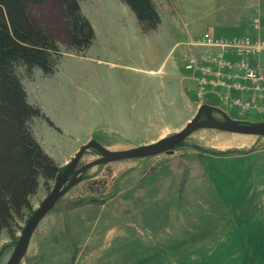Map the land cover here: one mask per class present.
<instances>
[{
  "label": "rangeland",
  "instance_id": "obj_1",
  "mask_svg": "<svg viewBox=\"0 0 264 264\" xmlns=\"http://www.w3.org/2000/svg\"><path fill=\"white\" fill-rule=\"evenodd\" d=\"M73 1L46 0L28 3L27 8L36 26L61 51L56 68H61L60 78L80 80V85L70 86L78 97V112L94 113L83 115L80 127L95 131L100 126L95 114L102 98L113 102L119 82L132 76H144L158 85L161 80L178 84L183 74L192 85L185 58L198 47L195 41L204 33L248 40L250 44L231 49L226 57L234 63L244 61L263 77L257 83L240 76L235 79L236 87L219 84L214 93L201 98L203 103L218 106L233 118L264 121V45L258 48L264 43V0H153L161 22L148 33L142 32L122 0H77L94 31L92 44L83 51L70 43ZM215 49L219 53L220 47ZM17 70L23 81L34 73L33 69L29 75L23 65ZM194 82L191 91L186 86L190 97L185 108L182 103L178 110L153 108L149 132L148 117L141 118L146 134L151 138L169 135L194 116L201 102ZM214 116L222 119L220 112ZM113 121L118 122L109 118L105 129L113 130ZM100 131L90 139L105 147L114 143L109 136H98ZM180 144L174 147V155L118 159L87 169L37 225L19 264H255V254L242 240L251 230L240 228L245 224H234L228 211L231 206L241 210L246 203L217 196L202 157L215 150L227 152L223 155L264 150V135L201 127ZM61 154L63 170L73 154L67 156L64 150ZM97 157V151L86 150L79 164ZM54 182L46 184L41 179L30 195L31 210H24L10 228L0 229V264L7 263L26 221ZM65 210L69 213L63 224L64 219L55 213ZM94 253L97 260H89Z\"/></svg>",
  "mask_w": 264,
  "mask_h": 264
},
{
  "label": "crops",
  "instance_id": "obj_2",
  "mask_svg": "<svg viewBox=\"0 0 264 264\" xmlns=\"http://www.w3.org/2000/svg\"><path fill=\"white\" fill-rule=\"evenodd\" d=\"M122 9L127 10L124 7ZM60 71L61 68L52 74H45L39 68H34L32 78L22 80L28 100L39 105L44 114L54 123L51 125L44 118H34L32 129L42 148L57 161L58 165L63 162L62 150L67 156L74 155L73 152H76L99 130H101V135L98 136L113 138V144H106V147L111 149L145 144L166 136L163 134L151 138L149 133L146 134L145 119L141 120V118L148 117L147 131L149 132L150 111L157 108L166 112L168 108L175 109V107L178 110L181 109V103L185 108L188 97H190L186 92V86L191 88L190 91L195 86L193 77L190 78L193 84L189 85L187 76L183 74L178 84L170 80L167 82L161 80L158 85L144 76H132L129 80L119 82L117 93L111 97L113 102L102 98L104 102L99 103L95 114L99 118L98 125L100 126L93 131L80 127V122L83 115L93 116L94 113L87 111L79 113L76 107L78 97L72 94L73 91L70 89L71 85H80V80L60 78ZM109 118H117L118 122L113 121V130L105 129ZM71 139L78 142L73 144L74 141L72 142ZM71 150H73L72 153ZM254 151H237L229 155L210 152L202 157V165L215 183L216 194L219 198L230 200L238 198L233 201L246 203L241 210L232 206L228 207L230 218L236 221L234 224H245L244 227H240L241 229L251 230V233L247 232L242 240L245 239L244 244L248 251L255 254L257 258L255 264H264V150ZM175 152L176 150L173 153ZM173 153L170 155H174ZM52 210L53 208L46 215ZM68 213L69 211L65 210L60 214L56 212L55 215L64 219L63 224H65ZM124 253L128 255L127 252ZM96 256L97 253L92 254L89 260L96 261Z\"/></svg>",
  "mask_w": 264,
  "mask_h": 264
},
{
  "label": "trees",
  "instance_id": "obj_3",
  "mask_svg": "<svg viewBox=\"0 0 264 264\" xmlns=\"http://www.w3.org/2000/svg\"><path fill=\"white\" fill-rule=\"evenodd\" d=\"M45 1L0 0V229L10 228L17 216L31 210L30 195L41 179L47 184L62 170L42 148L32 129L34 118L54 123L39 105L28 100L17 70L23 65L29 75L34 68L51 74L57 68L61 51L56 41L36 26L27 8L28 3ZM122 1L135 14L142 32L155 30L160 24L161 16L153 0ZM70 8L73 17L70 43L83 51L92 44L94 31L79 11L77 0Z\"/></svg>",
  "mask_w": 264,
  "mask_h": 264
},
{
  "label": "water",
  "instance_id": "obj_4",
  "mask_svg": "<svg viewBox=\"0 0 264 264\" xmlns=\"http://www.w3.org/2000/svg\"><path fill=\"white\" fill-rule=\"evenodd\" d=\"M214 112H220L222 119L216 118ZM201 127L255 136L264 135V121L251 122L233 118L218 106L202 103L198 106L194 116L190 118L182 128L149 143L121 149H110L95 139H89L77 149L71 160L66 164L63 170L58 173L52 189L26 221L6 264H19L39 222L53 208L57 200L63 194L82 180L83 173L87 169L112 160L139 158L163 152L171 154L174 152V147L179 145L190 132ZM89 149L97 151L99 157L86 163L79 164L82 155Z\"/></svg>",
  "mask_w": 264,
  "mask_h": 264
},
{
  "label": "built area",
  "instance_id": "obj_5",
  "mask_svg": "<svg viewBox=\"0 0 264 264\" xmlns=\"http://www.w3.org/2000/svg\"><path fill=\"white\" fill-rule=\"evenodd\" d=\"M257 21L258 18L255 19L256 25H258ZM195 43L198 47L186 56L184 67L191 72L196 81L197 95L201 100L200 104L203 103L204 96L216 91L215 88L219 84L236 87L238 85L235 79L240 76L257 83L262 79L261 73L248 66L244 61L234 63L226 57L231 49H242L244 45L250 44L248 40L230 35L214 37L209 33H204ZM263 45L264 43L259 44L258 48ZM216 46L220 47L219 53L216 52L218 51L215 49Z\"/></svg>",
  "mask_w": 264,
  "mask_h": 264
}]
</instances>
